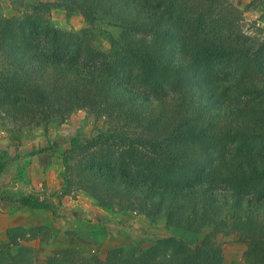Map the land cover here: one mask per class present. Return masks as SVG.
Masks as SVG:
<instances>
[{"label":"rangeland","instance_id":"374dc122","mask_svg":"<svg viewBox=\"0 0 264 264\" xmlns=\"http://www.w3.org/2000/svg\"><path fill=\"white\" fill-rule=\"evenodd\" d=\"M162 1L169 12H161L158 28L167 33L162 31L143 46L137 42L135 49L142 48L145 55H112L111 38L127 31L104 20H87L79 10L53 5L54 0H0V24L18 21L27 28V20L36 22L38 33L46 39L34 35L27 42L41 47L45 43L46 51L53 50L44 59H75L108 75L111 82L140 90L153 103L174 95L185 77L212 85L225 100L223 88L264 77V0ZM208 28L218 30V40L225 44L230 40L241 45L242 52L197 57L211 39ZM163 48L193 55L195 66L185 72L169 70L161 61ZM11 54L0 53V251L4 256L29 253L28 263L46 264L51 255H61L73 260L66 264H91L90 256L104 259L112 249H145L172 235L190 240L168 230L160 220H149L138 208L98 207L76 184L91 161L133 171L139 181L160 189L205 183L212 189L238 190L256 200L264 197V176L248 175L237 181L222 174L224 162L238 174L249 171L239 157H264V137L195 135L175 137L160 148L151 147L150 142L140 144L135 136L141 126L129 127L127 120L110 119L99 109L72 106L78 91L73 97L72 91L64 92L69 87L61 88L58 105L50 108V100L36 105L32 85L28 89L23 84L34 79L18 72L20 65ZM16 75L20 80L14 82ZM242 98L232 97L230 103H240ZM111 134L121 136L108 138ZM90 141L99 142L87 151L92 158L77 156L78 148ZM22 197L35 198L49 208L25 207ZM204 233L220 244L223 264H264V249L248 250L237 235Z\"/></svg>","mask_w":264,"mask_h":264},{"label":"trees","instance_id":"16d2710c","mask_svg":"<svg viewBox=\"0 0 264 264\" xmlns=\"http://www.w3.org/2000/svg\"><path fill=\"white\" fill-rule=\"evenodd\" d=\"M52 4L79 10L87 20H104L127 31L125 35L111 38L112 55L117 56L120 52L131 56L145 55L142 48L135 49L137 42L143 46V42L155 41L162 31V34L167 33L158 28V21L162 20L161 12H169L165 10L162 0H54ZM186 18L191 21V18ZM26 22L27 28L18 21L1 22L0 53H12L20 65L18 72L29 79L32 76L33 83L27 80L23 84L28 89V85H32L36 105L48 100L51 101L50 108L58 105L62 97L61 88L69 87L64 92L70 94L72 91L73 97H77L78 91V99L72 106L78 104L99 109L110 119L127 120L129 127L131 124L138 128L141 126L140 131L136 130L135 141L140 144L150 142L154 148H160L163 143L180 136L197 135L204 139L218 134L242 139L264 137V103H257L264 100V77L259 81H242L241 84L223 88L228 100L220 99L212 85L185 77L182 86L174 90V95H166L153 103L140 90L120 81L111 82L108 75L98 74L75 59H44L53 50L46 48L48 53L43 48L46 47L45 43L43 47L33 46L27 42V38L36 35L43 36L45 40L46 35L38 33L36 22ZM206 31L211 33L208 38L213 40L209 39L207 45L202 46V54H197V57L242 52L241 45L226 38L228 44L218 40L221 39L218 30L208 28ZM140 34L142 36L138 38ZM161 53L162 64L169 70L185 72L193 64L195 66V57L183 51L163 48ZM17 75L14 82L20 80ZM232 97H243V101L231 104ZM35 103L31 102V105ZM124 130L125 127L121 128V132ZM118 136L121 135L111 134L108 138L118 139ZM98 143L90 141L80 146L77 156L82 153L85 155L81 158H92V153L87 151ZM239 160L249 171L238 174L224 162L222 174L237 181L246 180L248 175L264 176V157L241 155ZM91 162L88 167L84 166V169L87 168L85 177L77 179L76 184L98 207L110 209L116 206L121 211L138 208L149 220H160L168 230L190 238L186 241L172 235L145 249H112L104 259L90 256L91 264H223L221 246L214 237L204 233L207 230L223 236L237 235L248 250L264 249V201H261L264 197L256 200L241 191L212 189L205 183L160 189L139 181L133 171L126 173L120 166ZM102 189H105L104 194ZM20 203L34 209L49 208L30 197L20 198ZM25 254L12 256L5 253L4 256L0 251V264H30V254ZM51 256L46 264L73 261L70 256Z\"/></svg>","mask_w":264,"mask_h":264}]
</instances>
